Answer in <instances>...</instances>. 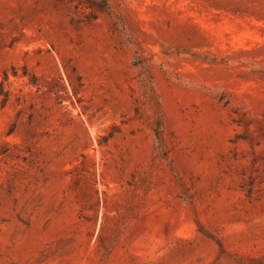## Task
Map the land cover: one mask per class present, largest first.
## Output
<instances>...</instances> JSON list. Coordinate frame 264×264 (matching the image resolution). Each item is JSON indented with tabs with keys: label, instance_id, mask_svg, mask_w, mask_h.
<instances>
[{
	"label": "rangeland",
	"instance_id": "374dc122",
	"mask_svg": "<svg viewBox=\"0 0 264 264\" xmlns=\"http://www.w3.org/2000/svg\"><path fill=\"white\" fill-rule=\"evenodd\" d=\"M93 3L0 0V264H264V0Z\"/></svg>",
	"mask_w": 264,
	"mask_h": 264
},
{
	"label": "trees",
	"instance_id": "16d2710c",
	"mask_svg": "<svg viewBox=\"0 0 264 264\" xmlns=\"http://www.w3.org/2000/svg\"><path fill=\"white\" fill-rule=\"evenodd\" d=\"M85 2L89 3V4H94L93 3V0H84ZM101 8H104V7H101Z\"/></svg>",
	"mask_w": 264,
	"mask_h": 264
}]
</instances>
